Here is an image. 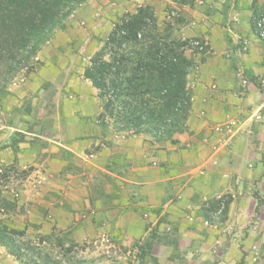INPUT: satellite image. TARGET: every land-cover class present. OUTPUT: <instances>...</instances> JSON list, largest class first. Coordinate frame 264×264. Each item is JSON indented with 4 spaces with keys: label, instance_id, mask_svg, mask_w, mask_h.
I'll return each mask as SVG.
<instances>
[{
    "label": "rangeland",
    "instance_id": "1",
    "mask_svg": "<svg viewBox=\"0 0 264 264\" xmlns=\"http://www.w3.org/2000/svg\"><path fill=\"white\" fill-rule=\"evenodd\" d=\"M145 4L153 7L159 23H172L175 36H180L179 30L195 19V13H200V23L206 32L202 38H194L199 45L196 57L203 61L214 55L229 59L228 68L233 71L240 86L251 84L256 88L258 101H264V61L257 64V75L234 63L236 56L255 52L253 46L261 47L259 38L251 29V19L256 6L264 8V0H256L255 5L253 0H198L189 5H181L175 0H88L65 18L63 27L52 33L31 59L28 69L15 76L8 87L9 94L0 103V152L8 149L7 158L13 156L12 163H6L0 155L2 164L13 165V169H2V173L10 177L0 189L7 196L18 193L19 208L12 222L16 227L27 225L26 237L31 242H37L40 236L46 237L44 251L60 264H264V225L259 222L258 216L242 228H252L258 239L233 251L227 246L233 231L230 225L221 227L225 235L222 243L216 238L211 245L203 247L201 237L191 245L184 235L195 220L190 215L185 218L190 225L181 232L180 221L161 216L157 223L152 224L150 217L142 213L141 217L146 220L144 233L127 239L125 220H118V216L125 213V205L121 202L125 200V176L128 175L125 156L121 154L108 157L105 163L108 173L99 172L95 177L93 204L87 210L71 209L64 203L60 204L57 192L46 187L50 178L44 170L34 165L21 166L16 161L18 152L31 150L40 163L42 148L47 143H53L45 139L47 137L58 141L68 134L93 135L99 140L90 149L95 152L110 147L109 138L125 136V132L115 130L111 121L102 125L98 118L101 103L97 90L83 77V72L92 55L103 46L113 23L125 13H132ZM88 18L90 20H86ZM256 28L260 33L259 27ZM250 35L253 37L249 38ZM261 37L264 38V33ZM41 54L48 59V66L44 77L37 80L33 73L44 65L43 61H39ZM50 63L59 72L55 70L54 73ZM25 78L32 80L30 86L23 84ZM196 80L195 69L188 76L191 92ZM210 89L216 90V84L212 83ZM250 117L264 122V105L255 109ZM217 126L222 129L216 130ZM208 129V132L193 136L197 146L202 147L214 138L218 139L215 147L227 149L236 134L250 133L248 126L238 118L214 122ZM192 143L188 141L183 148L176 142L156 143L169 144L175 150L176 159L166 161L161 171L168 175L182 173L185 161L178 156H181L182 149L190 151ZM63 150L59 147V152ZM52 175L53 179H58L57 174ZM117 200L120 203H114ZM228 201L227 195L214 200L209 207L202 206L199 214L201 226L219 230ZM101 207H116L117 214L100 213ZM258 207L255 208L256 213ZM59 208L70 214L59 213ZM148 211L154 213L156 209L145 210ZM0 264L21 262L0 247Z\"/></svg>",
    "mask_w": 264,
    "mask_h": 264
},
{
    "label": "crops",
    "instance_id": "2",
    "mask_svg": "<svg viewBox=\"0 0 264 264\" xmlns=\"http://www.w3.org/2000/svg\"><path fill=\"white\" fill-rule=\"evenodd\" d=\"M200 19L202 15L195 13V19L182 27L179 35L183 38H202L206 29ZM260 48L253 46L255 52L236 56L234 63L252 75H257V64L264 61ZM44 55H39V61H43L44 65L33 73L37 80L44 77V70L48 66V59ZM195 59L198 62L197 80L192 89L194 99L186 122L188 132L175 136L177 145L182 148L188 141L193 142L190 151L182 149L181 156H178L185 161L182 173L168 175L161 171L166 161L176 159L175 150L169 144H152L143 136L131 134L109 138L111 146L95 152L90 149L99 140L93 135L82 137L80 134H68L58 141L47 137L45 139L53 143H47L42 148L40 163L36 161V153L31 150L18 152L17 163L21 166L34 165L44 170L50 178L46 187L57 192L61 198L60 204L64 203L71 209L87 210L93 204L95 177L99 172L108 173L105 169L108 157L121 154L125 156L128 175L125 176V200L121 202L125 205V213L118 216V220H125L127 239L140 237L144 233L146 220L141 217L142 213L150 217L152 224L157 223L161 216L180 221L181 232L190 225L185 219L190 215L195 220L184 235L191 245L196 244L201 237L203 247L211 245L216 238L222 243L225 235L221 227L230 225L233 231L227 243L229 250L233 251L242 244L249 246L258 236L252 228L242 229L245 227L243 225L255 216L264 225V122L250 117L255 109L264 105V101H258L256 88L251 84L240 86L235 74L228 68L229 59L215 55L206 57L204 61L195 55ZM51 66L54 73L58 71L54 65ZM212 83L216 84V90L210 89ZM23 84L30 86L32 80L25 78ZM230 118L241 119L250 133L236 134L227 149L215 147L218 139L214 138L202 147L197 146L194 135L208 132V126L212 123ZM59 147L65 150L59 152ZM7 151L4 149L0 152L1 160L12 163L13 156L8 159ZM52 174H57L58 179H53ZM227 195L229 201L219 230L203 228L199 223L201 207H209L214 200ZM257 205L258 213L255 212ZM112 208L101 207L99 212L116 215V207ZM146 209H156V213L145 212ZM58 211L70 214L62 208ZM262 238L264 241V235Z\"/></svg>",
    "mask_w": 264,
    "mask_h": 264
},
{
    "label": "trees",
    "instance_id": "3",
    "mask_svg": "<svg viewBox=\"0 0 264 264\" xmlns=\"http://www.w3.org/2000/svg\"><path fill=\"white\" fill-rule=\"evenodd\" d=\"M86 1L0 0V103L15 76L28 69L52 33ZM175 1L189 5L198 0ZM260 20L264 24V8L256 6L251 29L261 42L264 60V38L256 28ZM173 32L172 23H159L149 4L113 23L83 72L97 90L102 125L111 121L116 131L143 136L151 143H175V136L186 129L192 103L188 76L196 69L199 52L193 45L197 40ZM2 169H13V165L0 162V187L10 177ZM18 208V193L7 196L0 189V247L21 264H60L44 251L46 237L31 242L27 225L13 224Z\"/></svg>",
    "mask_w": 264,
    "mask_h": 264
},
{
    "label": "built area",
    "instance_id": "4",
    "mask_svg": "<svg viewBox=\"0 0 264 264\" xmlns=\"http://www.w3.org/2000/svg\"><path fill=\"white\" fill-rule=\"evenodd\" d=\"M257 27H259V29L261 30V31H260V35L263 36V33H264V29H263L264 24H263V21H262V20H260V21L258 22ZM193 45L199 47L197 41L194 42ZM198 47H197V48H198ZM220 129H222L221 126H217V127H216V130H220ZM225 129H226L227 131H230L228 127H225Z\"/></svg>",
    "mask_w": 264,
    "mask_h": 264
}]
</instances>
